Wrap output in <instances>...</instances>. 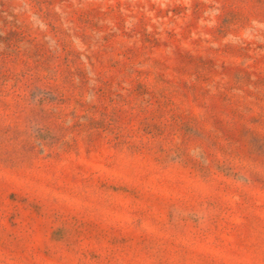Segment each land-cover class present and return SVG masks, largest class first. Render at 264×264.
<instances>
[{
    "label": "rangeland",
    "instance_id": "obj_1",
    "mask_svg": "<svg viewBox=\"0 0 264 264\" xmlns=\"http://www.w3.org/2000/svg\"><path fill=\"white\" fill-rule=\"evenodd\" d=\"M0 264H264V0H0Z\"/></svg>",
    "mask_w": 264,
    "mask_h": 264
}]
</instances>
